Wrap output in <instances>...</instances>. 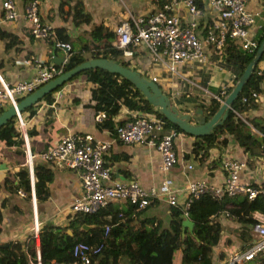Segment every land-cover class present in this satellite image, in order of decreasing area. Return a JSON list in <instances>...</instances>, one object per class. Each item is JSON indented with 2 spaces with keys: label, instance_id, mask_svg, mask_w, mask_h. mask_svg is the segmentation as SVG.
<instances>
[{
  "label": "crops",
  "instance_id": "0c3cea01",
  "mask_svg": "<svg viewBox=\"0 0 264 264\" xmlns=\"http://www.w3.org/2000/svg\"><path fill=\"white\" fill-rule=\"evenodd\" d=\"M12 1L17 12L13 19H4L0 7V77L8 83L31 77L39 63L57 64L59 60L63 62L65 55L61 48L49 43L48 39H37L28 33L23 18L26 0ZM81 1L84 10L90 15V21L76 25L71 20V11L66 5L59 6V0H39L41 20L47 22L53 30L62 28L72 42L73 50L80 48L85 33L92 25L101 23L113 30L116 24L130 14L135 17L146 14L157 8L162 0ZM196 2L201 8L199 23L206 24L212 17L213 10L206 0H196ZM245 7L258 12L251 28L255 36L261 30V26L264 27V0H247ZM176 13L183 21L189 18L187 7L181 3ZM122 57L129 62V66L140 73L155 75L157 84L180 111L193 112L200 107L204 113L200 104L207 102L211 97L221 101L222 89L233 84L238 76L237 61L219 55L213 50L207 52L205 62L177 65L176 72H170L162 66L151 67L149 53L143 44L132 46L130 53ZM263 65L264 62L260 61L258 66ZM146 77L149 78L148 75ZM93 86L94 84L83 74L77 75L38 99L20 112L19 116H13L15 118L11 137L16 141L7 144L0 140V242L23 240L27 234L35 233V225L37 229L44 223L67 225L75 214L70 210L69 205L82 191L76 170L42 160L37 155L31 159V162L26 163L23 151L24 138L18 126L20 121L24 124L26 143L32 153L48 148L66 132L77 133L80 136L89 133L94 142L109 143L104 160L110 168V182L135 181L142 188H149L162 178L168 177L172 180L179 205H182L186 196L185 186L189 180L199 178L219 185L225 175L221 164L226 159L244 162L238 170L240 180L264 185V134L257 127L264 124V77L257 83L258 91H255L253 104L236 113V116L249 126L256 140L254 145L244 150L231 133L221 131L215 138L217 144L210 146L202 156L201 153L190 152L193 136L174 130L173 148L177 161L167 171L161 170L160 155L154 145L124 143L115 138L118 124L132 118L133 115L148 112L130 108L123 97H115L107 101L105 98L97 103V98L90 97ZM184 107L186 108L182 109ZM98 111H103L105 114L100 122L94 120V114ZM222 138L224 143L218 142ZM34 166L44 168L51 173L50 179L43 181L47 194L42 200L36 199L34 191L25 193L21 188L14 189V185L8 182L10 178L8 173L14 174L11 178L14 183L25 173L31 190L36 179ZM126 202L128 201L121 199L109 201L105 206V210L109 213L104 219L107 220L109 214L116 210L121 212L127 209ZM135 209L131 213L132 225L138 224L144 218H158L166 226L167 218L171 214L170 209L166 210L164 203L157 201ZM251 214L259 222L264 220V214L259 211H252ZM214 219L220 223V231L217 242L211 247V264H222L233 249L244 247L257 237L256 223L239 222L227 210L218 211ZM86 225L82 228L87 229L91 226ZM64 231L70 233L67 227ZM186 234L191 233L185 229L184 235ZM91 264L99 263L94 258ZM117 264H126V262L122 259ZM170 264H182L180 248L172 251Z\"/></svg>",
  "mask_w": 264,
  "mask_h": 264
},
{
  "label": "built area",
  "instance_id": "2783aa9c",
  "mask_svg": "<svg viewBox=\"0 0 264 264\" xmlns=\"http://www.w3.org/2000/svg\"><path fill=\"white\" fill-rule=\"evenodd\" d=\"M246 1L206 0L213 10V15L206 24H202L199 23L201 8L196 0H162L154 10L136 17L128 14V18L116 24L111 46L121 49V55L125 56L130 53L132 46L143 44L149 53L150 66H162L170 72H176V66L183 63L205 62L209 50L220 55L226 38L235 42L244 51L251 52L256 48L251 28L258 12L248 10L245 7ZM180 3L187 7L189 13V18L184 21L176 13ZM0 7L4 19H13L17 15L12 0H0ZM23 18L32 37L42 40L55 38L51 26L40 18L39 0L25 1ZM53 45L64 51V62L70 53L69 43L55 39ZM89 52V49L81 50L84 59L91 57ZM61 68V65L51 62L39 63L29 78L8 83L0 77V107L15 103L18 98L61 72ZM263 71L264 65L258 66L255 73L260 75ZM146 75L156 81L155 75ZM251 94L253 97L256 96L255 91H251ZM242 100L245 98L242 97ZM104 116L103 111H98L94 114V120L100 122ZM18 126L24 138L23 151L26 163L31 162L37 155L42 160L64 165L78 172L82 191L69 205L70 210L75 213L93 212L115 199L128 201L135 204V207H143L157 201L164 203L166 210L179 205L172 180L168 177L162 178L149 188H142L135 181L110 182V168L104 160L109 147L106 141L94 142L89 133L80 136L77 133L66 132L48 148L32 153L26 143L23 122L20 121ZM164 128L165 120L156 113L133 115L132 118L117 125L115 138L124 143L154 145L160 155V168L167 171L177 161V156L173 148L174 130L162 132ZM243 165L244 162L240 160H224L221 167L225 175L219 185L205 179L189 180L185 186L183 208L192 197L201 193L216 198L243 193L248 199L259 196L264 200V185L238 178V170ZM255 227L256 239L244 247L233 249L222 264H244L252 260L257 253L264 256V220L257 221ZM109 228V223L103 225V236L107 234ZM34 232L37 246V225ZM103 245L104 239L96 243L76 241L71 247L70 261L51 264H90L91 258L100 252ZM36 258L38 259V256ZM35 264L40 262L37 260Z\"/></svg>",
  "mask_w": 264,
  "mask_h": 264
},
{
  "label": "trees",
  "instance_id": "16d2710c",
  "mask_svg": "<svg viewBox=\"0 0 264 264\" xmlns=\"http://www.w3.org/2000/svg\"><path fill=\"white\" fill-rule=\"evenodd\" d=\"M58 5L67 6V9L71 11V20L74 24L90 21V15L84 10L81 0H59ZM261 27V30L255 35L256 47L264 36V27ZM53 31L55 38H47L49 43L53 44L54 40L57 39L68 42L70 46L68 57L63 63L57 64L62 66V71L71 68L84 59L81 55L82 49H89L90 56L110 57L129 66V62L121 58V49L111 46L114 31L101 23L90 27L88 32L85 33L84 42L80 44L78 50H73L72 42L62 28H54ZM255 49L251 52H246L235 42L226 38L221 54L237 61V74L239 75L245 64L252 57ZM260 61L264 62V52L242 89L233 100L226 118L220 125L215 126L209 134L195 136L190 152L194 154L201 153L203 156L210 146L217 144L215 138L221 131L231 133L244 150L249 149L256 143L249 126L237 117L236 113L241 112L254 102L251 91H258L257 83L260 78L264 77V71L260 75L255 73ZM80 74H83L87 80L94 84L91 88L90 97L97 98V103L105 98L107 101L115 97H123L124 102L130 108L136 111L156 113L163 118L146 101L138 89L118 74L96 67L81 70L70 79ZM231 86L232 84L224 89L220 99L224 97ZM242 97L245 100H242ZM219 104V99L211 97L207 102L200 104V106H202L204 114L208 117L216 110ZM2 109L3 107H0V111ZM14 118H9L0 127V140L7 144L16 141L11 137ZM163 119L165 120V128L162 132L170 130L182 131L174 123L169 122L165 118ZM252 125L254 124L252 123ZM257 127L264 134V124ZM218 142L224 143V139H219ZM33 172L36 177L33 182L34 195L36 199L42 200L47 194V188L43 181L49 180L51 173L44 168L35 166ZM8 176L10 177L8 182L14 185V189L21 188L25 193L30 192L29 179L25 173L24 176L17 179L16 183L13 182V179L11 180L14 174L8 173ZM126 203L128 204L127 209L110 213L107 220L104 219L109 213L105 210L106 204L93 212L75 213L65 226L51 223L41 224L37 229V246L35 245L33 233L27 234L23 240L15 239L0 242V264H32L36 263L37 260H39L40 264H51L52 262L67 263L72 258L71 247L74 242L96 243L102 239H104V245L100 252L91 258L92 262L96 258L99 264H117L122 259H124L126 264H170L172 251L180 248L182 264H211V247L217 242L220 231V223L214 219V215L218 211L227 210L237 221L253 224L257 220L252 216V211L256 210L264 214V200L259 196L248 199L245 194L236 193L216 198L207 193H201L192 197L184 208L182 205L172 206L166 226L158 218H144L138 224L132 225L131 213L136 205L130 202ZM183 214L189 217L194 222V225L191 234L181 237L180 220ZM105 223H109L110 228L107 234L103 236V225ZM81 224H90L91 226L84 229ZM65 227L69 229V234L64 231ZM37 256L38 259L36 258ZM244 264H264V256L257 253L252 260Z\"/></svg>",
  "mask_w": 264,
  "mask_h": 264
},
{
  "label": "water",
  "instance_id": "95a60500",
  "mask_svg": "<svg viewBox=\"0 0 264 264\" xmlns=\"http://www.w3.org/2000/svg\"><path fill=\"white\" fill-rule=\"evenodd\" d=\"M263 52L264 36L261 38L252 57L245 64L229 91L221 99L216 110L208 117L202 112L200 107L194 109L193 112L180 111L170 101L169 96L163 92L156 81L147 78L135 68L124 65L110 57L91 56L83 59L71 68L59 72L28 94L24 95L15 103L10 104L6 108L2 109L0 111V127L5 124L9 118L18 116L20 112L27 109L45 94L52 92L59 85L69 80L79 71L98 67L103 68L111 73L118 74L119 76L128 80L133 87L138 89L146 101L163 116V118L174 123L183 132L193 137L206 135L209 134L215 126L220 125L226 118L233 100L236 98L238 92L242 89L244 83L249 78L254 66ZM61 62L62 60H59L57 64ZM30 192L33 193V188H31ZM193 225L194 222L186 215H183L180 220L181 237L184 235L185 229L187 232L191 233ZM86 226V224L81 225V227Z\"/></svg>",
  "mask_w": 264,
  "mask_h": 264
},
{
  "label": "rangeland",
  "instance_id": "374dc122",
  "mask_svg": "<svg viewBox=\"0 0 264 264\" xmlns=\"http://www.w3.org/2000/svg\"><path fill=\"white\" fill-rule=\"evenodd\" d=\"M121 58L123 59V57H122V56H121ZM124 60H125V59H124ZM226 87H227V86H226ZM226 87H225V88H226ZM225 88H223V89H222V91H223ZM222 91H221V93H222ZM185 108H186V107H184V108H182V109H185Z\"/></svg>",
  "mask_w": 264,
  "mask_h": 264
},
{
  "label": "clouds",
  "instance_id": "9594fccd",
  "mask_svg": "<svg viewBox=\"0 0 264 264\" xmlns=\"http://www.w3.org/2000/svg\"><path fill=\"white\" fill-rule=\"evenodd\" d=\"M185 215V214H184Z\"/></svg>",
  "mask_w": 264,
  "mask_h": 264
}]
</instances>
